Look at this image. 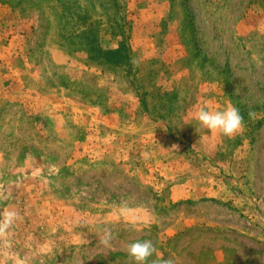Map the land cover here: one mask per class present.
Segmentation results:
<instances>
[{"label": "rangeland", "instance_id": "rangeland-1", "mask_svg": "<svg viewBox=\"0 0 264 264\" xmlns=\"http://www.w3.org/2000/svg\"><path fill=\"white\" fill-rule=\"evenodd\" d=\"M6 210L0 264H264V0H0Z\"/></svg>", "mask_w": 264, "mask_h": 264}, {"label": "clouds", "instance_id": "clouds-1", "mask_svg": "<svg viewBox=\"0 0 264 264\" xmlns=\"http://www.w3.org/2000/svg\"><path fill=\"white\" fill-rule=\"evenodd\" d=\"M249 118L254 117V113H248ZM194 119L200 127L207 133H215L224 138H235L245 129L244 117L240 110L229 104L223 110H209L206 107H200L194 114ZM176 149L178 146L173 145ZM127 213L128 208L125 205L122 209ZM19 213L15 210H6L0 214V237H6L9 229L19 220ZM114 238L111 229L105 228L99 238V243L104 247H111V241ZM127 255L134 264H148L149 259L155 254L156 247L150 240H137L129 243L127 246ZM155 264V262H153ZM162 264H173L172 260H165Z\"/></svg>", "mask_w": 264, "mask_h": 264}, {"label": "trees", "instance_id": "trees-1", "mask_svg": "<svg viewBox=\"0 0 264 264\" xmlns=\"http://www.w3.org/2000/svg\"><path fill=\"white\" fill-rule=\"evenodd\" d=\"M124 31L122 30V32H116L115 33V36L116 37H118L120 40L119 41H117L116 43V47L118 48V50H116V52H119L121 49L122 50H124V51H128V48H127V46H126V44H125V40H126V37L124 36ZM93 45L94 44H91V43H86V45H85V47H88V51L90 52V53H92V59H94L95 61H97V59L98 58H96V49L93 47ZM103 52V50L100 48L99 49V52ZM98 52V53H99ZM110 54L114 57V58H118V57H120L119 55H117V54H114V53H112V52H110ZM99 57V56H98ZM111 59H113V58H111ZM108 61H111V60H108ZM116 61V60H115ZM119 61V60H118Z\"/></svg>", "mask_w": 264, "mask_h": 264}]
</instances>
